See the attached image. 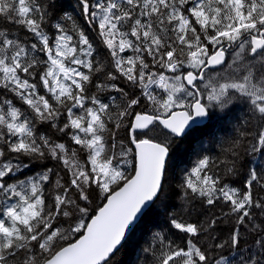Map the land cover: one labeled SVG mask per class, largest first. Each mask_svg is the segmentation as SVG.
<instances>
[{
    "label": "snow or ice",
    "instance_id": "1",
    "mask_svg": "<svg viewBox=\"0 0 264 264\" xmlns=\"http://www.w3.org/2000/svg\"><path fill=\"white\" fill-rule=\"evenodd\" d=\"M76 2L0 0V264H109L213 120L145 264H264V0Z\"/></svg>",
    "mask_w": 264,
    "mask_h": 264
},
{
    "label": "trees",
    "instance_id": "2",
    "mask_svg": "<svg viewBox=\"0 0 264 264\" xmlns=\"http://www.w3.org/2000/svg\"><path fill=\"white\" fill-rule=\"evenodd\" d=\"M62 2L65 5H70L63 11L72 14L82 26L86 27L80 16L76 0H62ZM90 35L93 41L98 44L95 33L90 31ZM213 111L220 115L218 110ZM224 128H226L225 121L213 120L207 126L194 128L184 137L173 141L164 192L161 193L160 199L145 212L136 230L129 235L123 246L110 258L109 264H145V254L142 249L146 246V241L150 235L160 230L157 226H165L166 206L179 203L177 184L180 182L183 172L190 168L197 156L204 153L205 150L218 151L217 140L224 136L222 131ZM44 130V128H41V131ZM121 137H123V132H121ZM59 142H67V138H62ZM82 159H86V157L82 156ZM47 166H52L51 162H48ZM53 180H55V177H53ZM92 201V207L102 205V198L99 196H96V200L92 198ZM64 226L67 227V224ZM173 235L178 243L183 239V235L175 232V230H173Z\"/></svg>",
    "mask_w": 264,
    "mask_h": 264
},
{
    "label": "water",
    "instance_id": "3",
    "mask_svg": "<svg viewBox=\"0 0 264 264\" xmlns=\"http://www.w3.org/2000/svg\"><path fill=\"white\" fill-rule=\"evenodd\" d=\"M197 127L201 128V127H204V125L193 126V127L191 128V130L194 129V128H197ZM189 131H190V130H189ZM189 131H188V132H189ZM183 137H184V136H183ZM151 205H152V204H151ZM151 205H150V206H151ZM101 206H103V204H102ZM149 208H150V207H149ZM149 208H148V209H149ZM148 209H146L145 212H146ZM130 234H131V233H130ZM130 234H128V237H129ZM124 243H125V242H123V244H124ZM123 244H122V246H123ZM122 246H119V247L115 250L114 254H115V253H116V252H117ZM114 254H113V255H114ZM113 255H112V256H113ZM112 256H111V257H112Z\"/></svg>",
    "mask_w": 264,
    "mask_h": 264
},
{
    "label": "rangeland",
    "instance_id": "4",
    "mask_svg": "<svg viewBox=\"0 0 264 264\" xmlns=\"http://www.w3.org/2000/svg\"><path fill=\"white\" fill-rule=\"evenodd\" d=\"M92 198H93L94 200H96V195H94Z\"/></svg>",
    "mask_w": 264,
    "mask_h": 264
}]
</instances>
